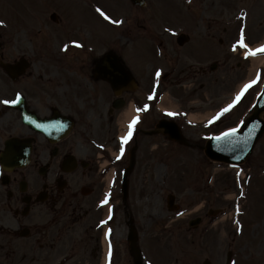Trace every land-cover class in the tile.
<instances>
[{"label":"rangeland","instance_id":"374dc122","mask_svg":"<svg viewBox=\"0 0 264 264\" xmlns=\"http://www.w3.org/2000/svg\"><path fill=\"white\" fill-rule=\"evenodd\" d=\"M4 1L13 3V0H0V12L3 11L4 3H6ZM58 1L61 2L62 6L69 8L78 22L85 23L93 20L94 26L91 28L93 31L97 29V33H95L98 34V38L96 37L94 41L97 40L98 49L100 51L110 48L118 50L124 57L126 56L128 64L133 69L136 68L140 79L146 82L148 79L144 78L145 71L149 72L150 67V72L154 70L155 65H159L158 67L164 71L165 67L169 68L166 61L164 62V57L159 55L158 45L163 54L169 50L170 55H177V57L171 58L175 59L173 64L179 66V74L183 70L182 77H189V83H186L190 85L198 75H194L197 66L189 68V65L196 63V60L205 61L193 57V55L199 58H208L216 54V51L211 48L210 41L204 39L197 43V35L209 31L207 28L209 20L225 18L228 15L226 8L223 7L226 3L224 0H149L147 8H137L136 10L131 8L132 5L127 0H101L102 2L99 0L112 20H117V16L120 15L127 18L126 21L122 20V26L116 27L114 24L118 23H113L112 20L108 19L111 22L108 24L104 16L101 19L97 14L94 15L93 8L91 10L78 4L79 1L82 3V0ZM231 1L233 2V15L236 17L234 20H239L236 15L241 13V8H246L245 5L249 8L248 5L254 2V0ZM15 2L21 11L26 13L27 8L30 14V9L36 0H15ZM46 2L43 5L45 7L44 14L47 12V7L55 3V0H46ZM97 2L98 0H96ZM179 2L183 7L179 5ZM79 6L86 11L87 17L82 14ZM250 17L258 18L259 11L254 10ZM22 20L24 21V19ZM61 24L64 32L55 34L48 39L47 54L49 55L56 54L59 46L62 50L63 40L81 29L75 30L71 22ZM163 25L173 28L184 25L178 30V33L182 31L189 33L193 39H196V42L194 41L190 46L185 45L179 48L174 39L166 38L168 39L166 41L164 35L158 36L160 41L155 43L146 37H152L154 32L159 33L161 31L159 28ZM197 26L199 29L195 32ZM256 27L257 21H254L250 30ZM2 31L6 43L5 58L14 60L26 53L32 62L28 73L17 83V87H25L31 96L35 94V86L39 87L40 90H46L50 96L51 92L54 95H59L58 89L61 88L65 98L71 90L69 84L63 80H50L46 75L40 74V58L31 49L40 39L38 37L31 40V32L34 29H29L27 36L22 35L16 41L12 37L13 35L10 36L12 31L8 26L5 25ZM81 33H83V29ZM90 36L88 42L93 41L91 40L92 34ZM213 40H215L214 37ZM163 41H166L164 45ZM70 50L72 51L66 56V59L71 62L74 60L75 64H68V75L79 82H86L91 90L93 85L85 75L87 72L84 71V67L88 58L96 53L99 54V51L97 48H92L90 56L83 54V56L77 57L73 55V52L79 49L71 48L68 51ZM220 62L222 67L212 73L211 79L204 80L206 82L204 87L209 90L207 92H210L213 102L202 103L198 107L192 106L191 101L203 98V89L199 84L190 86L192 88L187 89L186 92L182 89L177 90L163 85L153 97L149 95L151 98L146 116L149 120L145 124V116L140 117V128L155 124L159 116L168 115L158 111L155 106L166 89L169 90L170 97L167 102H164V105L173 103L178 109L177 112L182 109L188 117L196 110L207 109L210 113L222 105L224 102L222 94L226 92V88L232 90L234 82L239 77L242 80L244 77L246 79L248 76L247 69H250L252 62L241 60L240 57L233 59V64L240 63L239 69L236 66L230 68L228 65L230 63L225 61V58L221 59ZM39 77L48 79V81L42 83V79L39 81ZM5 81L0 75V97L13 93V89L10 85L6 86ZM66 87L68 88L67 93ZM77 87L79 86L77 85ZM258 88L259 85L249 91L246 97L229 112L212 123L207 120L202 123L189 122L185 114L179 113L177 117H179V123L184 127L183 133L190 141V146L174 143L161 135L139 136L138 166L131 174L130 197L126 203H120L119 215H117L119 218L115 222L116 226L114 225L115 240L119 245L123 241L119 240V237L124 236L129 230L127 222L133 218L139 234L140 247L158 254V259L152 256L148 257L149 264H202L205 259H210L212 264H225L228 251L233 252V260L235 258L236 264H264V135L246 163L236 167L210 161L202 148L210 137L219 134L225 128L238 126L243 116L251 108ZM143 90L149 91L150 85L146 88L143 87L134 95L140 97L142 92L144 93ZM99 91L100 94L104 93L102 106L97 108V111L102 113V127L107 126V129L112 131V135L116 136L119 132V126L121 127V117L124 112H122L123 110L117 112L108 125L106 111L110 94H107L104 89ZM71 92L80 96L83 91L79 89L71 90ZM215 95L218 96L215 98ZM132 96L127 95L129 102L133 98ZM96 102L100 103L98 99ZM129 108L130 105L127 109ZM219 109L221 111L223 107ZM91 112L93 111L89 110V113ZM10 117L15 116L10 113ZM78 120L76 132L72 136L75 135L74 140L79 141L80 145L84 147L86 141L82 129H91L92 121L87 116H84L81 121ZM85 121H88L89 126L84 125ZM99 124L100 122L97 121L96 125ZM91 130L99 134L98 129L92 128ZM134 133L135 131L133 135ZM109 139L112 140L111 137ZM29 172L31 173L30 177L34 178V169H30ZM243 175L245 178H242ZM170 193L175 195L174 204L178 206L177 210L170 211L168 208V195ZM83 204V209H86L87 206L85 203ZM210 210H220V213L209 215ZM103 211L105 214L106 209ZM82 216L86 218L84 211ZM199 216L203 217L202 223L196 228H190L189 221ZM96 217L97 215H95V220ZM83 223L86 221L64 234L65 245L61 239L58 240L60 241L58 245L40 247L39 245L27 244V240L21 241L16 238L12 240L5 234V236L0 235L2 245L0 264H57L58 261H62L61 264L101 263L104 245H92L93 249L91 250V245H87L85 241ZM75 241L76 245H73ZM71 243L72 245H70ZM65 255H70L71 260L68 262L63 260L62 257Z\"/></svg>","mask_w":264,"mask_h":264},{"label":"flooded vegetation","instance_id":"af4514ba","mask_svg":"<svg viewBox=\"0 0 264 264\" xmlns=\"http://www.w3.org/2000/svg\"><path fill=\"white\" fill-rule=\"evenodd\" d=\"M250 5L262 6L263 1L254 0ZM52 19L54 21L61 20ZM214 31L215 33H211V36L215 37L219 33L218 37L221 43L224 42V37L227 39L234 33L231 25H225L222 31H219L216 26ZM10 36L17 38L18 35L12 32ZM34 52L40 58L41 72L44 74H56L57 68H64V65H67L68 61L64 58L65 55L58 53L49 55L42 49L34 50ZM16 59L18 58L11 61H16ZM29 63V67H31L30 60ZM86 68L89 69V66ZM87 72L89 73V70ZM93 76L96 78L97 85L106 88V83L99 80L94 71ZM90 77L92 78V75ZM41 82L46 83V80L43 79ZM35 87L40 90L39 87ZM31 108L41 116H51L43 107L40 98H36V102L31 104ZM71 108L70 117L74 119V126L68 116H63V120L59 124L63 128L71 125L73 132L58 135L50 140L38 132L26 130L21 123L13 125L17 120L16 117L10 124V110L0 103V152L4 150L9 139L16 137L20 140L17 145L13 146L14 152L23 157L27 152L30 155V161L26 166H16L1 177L0 211L6 212V206L12 207L14 213L20 210L21 212L18 214L20 226L28 228L27 232L37 239L38 245H58L60 243L58 240L61 239L64 245L66 244V240L63 238L64 234L85 222L96 207L103 188L105 173L108 170L101 169L99 164L101 156L106 157L102 144L107 148L113 144V141L109 139L113 138L112 131L107 129V126L102 127L100 114L90 115L87 101L83 108L74 107L73 103H71ZM84 116L92 121V128L98 129L99 134L91 130L92 128L89 130L83 128L82 132L86 141V145L83 147L79 141L74 140L75 135H72L76 132L78 119L81 121ZM114 117L115 114L112 112L107 115L109 122ZM97 121L100 122L98 126L96 125ZM84 125L89 126L88 121H85ZM9 126L20 128L19 134H10ZM111 148L113 146L109 149ZM100 150L103 151L101 156L98 154ZM111 164H114L115 168H119L122 166V160ZM30 169L35 171L34 178L30 177ZM83 203L87 206L86 209H83ZM83 211L86 218L82 216ZM8 218L7 215L0 216V223H2L0 232L4 229L3 224ZM84 228L88 233L87 241L90 244L94 238L96 242H99V237L90 234L92 222L87 221Z\"/></svg>","mask_w":264,"mask_h":264},{"label":"water","instance_id":"95a60500","mask_svg":"<svg viewBox=\"0 0 264 264\" xmlns=\"http://www.w3.org/2000/svg\"><path fill=\"white\" fill-rule=\"evenodd\" d=\"M132 1L134 3L143 4L142 0ZM104 62H106V60ZM115 67L120 69L118 61H115ZM119 79L120 76L118 78L111 79V81L115 83ZM263 114L264 92L262 95V99L259 101V104L257 105L254 114L246 122V124L243 125L242 130L238 131L235 135L225 139L217 140L213 138L207 143V146L205 147L206 154L213 159H223L230 162L244 160L246 157L249 156L252 151V148L254 147L255 142L264 132ZM161 126H163V124L160 123L156 132L161 131ZM173 127L174 131H176L177 133H171L172 137L179 138L180 135L178 128L175 125H173ZM236 153L240 154V156L233 158Z\"/></svg>","mask_w":264,"mask_h":264},{"label":"snow or ice","instance_id":"6c2138e0","mask_svg":"<svg viewBox=\"0 0 264 264\" xmlns=\"http://www.w3.org/2000/svg\"><path fill=\"white\" fill-rule=\"evenodd\" d=\"M98 12H100V14L102 16H104L106 19H109V20H112V18L110 16L107 15V13H105L102 9H97ZM113 23H123V21H117V20H112ZM4 23V21L0 20V25H2ZM239 45L243 46L246 50L249 49V45L247 43H245V35H244V32L241 31V34H240V39L238 40L237 42ZM80 47H83V45H78ZM65 49H67V46H65ZM250 51V54L251 55H256L258 53H264V45H261L259 48L255 49L254 51L252 50H249ZM161 73L157 72V76H159ZM256 81H252L248 84H246L243 88V90L237 94L236 96V99L233 101V103H230L228 104L227 107L223 108L216 116L213 117V120L210 121L209 123H212L213 121L215 120H218L220 119L221 116H223L225 113L229 112L236 103H238L241 99V97L244 95L245 92L248 91L249 88H251L253 86V84H255ZM19 102V99H16V100H4L3 103L4 104H16ZM138 111H140V109H138ZM169 115H175V113H169ZM139 117H135L130 125H129V131L127 133V135L123 136L121 139L127 143L131 138H132V135H133V132L135 130V127L137 125V123L139 122ZM239 131L238 128H230L228 131L222 133L221 136H217V137H214V139H217V140H221V139H225V138H228V137H231L233 135H235L237 132ZM111 195V194H109ZM104 203H107V200L104 201ZM102 223H107V221H103ZM111 229L108 230V233L109 235L111 234ZM111 256V250L109 251V257Z\"/></svg>","mask_w":264,"mask_h":264},{"label":"bare ground","instance_id":"6f19581e","mask_svg":"<svg viewBox=\"0 0 264 264\" xmlns=\"http://www.w3.org/2000/svg\"><path fill=\"white\" fill-rule=\"evenodd\" d=\"M256 63H260L263 62L264 59L263 58H257V59H253ZM254 73V72H253ZM253 73L250 75V77L253 75ZM132 108L126 113L125 118H130L132 116ZM197 117V115H195ZM194 117V115L192 116Z\"/></svg>","mask_w":264,"mask_h":264}]
</instances>
